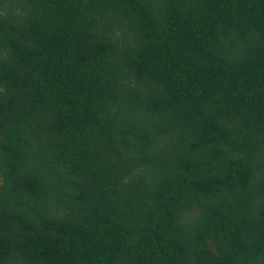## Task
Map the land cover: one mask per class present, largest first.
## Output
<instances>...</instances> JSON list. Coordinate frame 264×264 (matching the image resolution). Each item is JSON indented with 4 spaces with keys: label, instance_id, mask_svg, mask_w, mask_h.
<instances>
[{
    "label": "trees",
    "instance_id": "16d2710c",
    "mask_svg": "<svg viewBox=\"0 0 264 264\" xmlns=\"http://www.w3.org/2000/svg\"><path fill=\"white\" fill-rule=\"evenodd\" d=\"M0 264H264V0H0Z\"/></svg>",
    "mask_w": 264,
    "mask_h": 264
}]
</instances>
